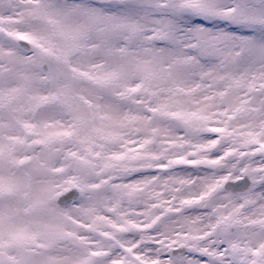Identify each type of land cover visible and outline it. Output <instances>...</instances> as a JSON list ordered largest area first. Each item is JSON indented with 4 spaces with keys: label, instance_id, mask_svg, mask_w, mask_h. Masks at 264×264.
Wrapping results in <instances>:
<instances>
[{
    "label": "snow or ice",
    "instance_id": "6c2138e0",
    "mask_svg": "<svg viewBox=\"0 0 264 264\" xmlns=\"http://www.w3.org/2000/svg\"><path fill=\"white\" fill-rule=\"evenodd\" d=\"M0 264H264V0H0Z\"/></svg>",
    "mask_w": 264,
    "mask_h": 264
}]
</instances>
